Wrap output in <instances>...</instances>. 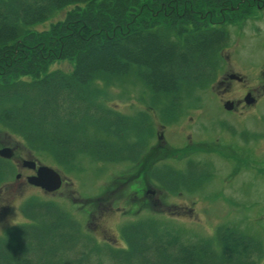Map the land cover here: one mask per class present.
Returning <instances> with one entry per match:
<instances>
[{
    "label": "trees",
    "instance_id": "1",
    "mask_svg": "<svg viewBox=\"0 0 264 264\" xmlns=\"http://www.w3.org/2000/svg\"><path fill=\"white\" fill-rule=\"evenodd\" d=\"M244 2L0 0V122L67 169L78 168L83 155L136 161L154 122L96 100V82L137 81L166 115L178 111L216 77L230 40L221 20ZM64 4L74 7L48 27L35 26ZM67 59L72 70L58 65ZM153 174L176 189L209 173L189 159L185 169L167 164ZM23 210L29 220L0 236V264H264L263 243L238 227L221 225L215 237L189 240L147 216L123 225L127 247L118 248L84 234L53 200L31 197Z\"/></svg>",
    "mask_w": 264,
    "mask_h": 264
},
{
    "label": "rangeland",
    "instance_id": "2",
    "mask_svg": "<svg viewBox=\"0 0 264 264\" xmlns=\"http://www.w3.org/2000/svg\"><path fill=\"white\" fill-rule=\"evenodd\" d=\"M241 1H245L244 9L233 3L224 20L214 18L228 22L230 32L216 77L197 88L191 99L186 98L181 109L168 113L171 118L160 104H153L151 92L137 81L96 82L100 86L99 93H93L96 100L134 120L143 112L154 122L155 131L136 161L83 155L78 168L67 169L48 151L29 148L23 136L0 122V148L15 146L16 158L35 160L36 168L51 165L63 175L60 187L48 190L29 181L28 175L36 173L34 167L2 157L0 236L29 220L23 203L36 197L55 201L79 220L78 228L84 234L118 248L127 247L122 226L147 216L177 228L189 240L215 237L219 226L225 225L240 228L264 245V1ZM72 7L74 4H64L35 26H50ZM74 64L67 59L58 65L72 70ZM234 72L243 75L258 94L256 106L243 110L225 106L244 91L242 82L231 80L229 74ZM229 80L233 89L227 92ZM248 94L251 97L247 93L246 101ZM189 159L201 163L209 173L195 185L169 189L153 174L155 168L167 164L185 169ZM97 262L94 258L92 264Z\"/></svg>",
    "mask_w": 264,
    "mask_h": 264
},
{
    "label": "water",
    "instance_id": "3",
    "mask_svg": "<svg viewBox=\"0 0 264 264\" xmlns=\"http://www.w3.org/2000/svg\"><path fill=\"white\" fill-rule=\"evenodd\" d=\"M247 101L252 102L254 101L253 97L247 96ZM225 106L231 108L233 103L231 101H227ZM0 154L3 156H12L13 155V148L10 146H5L0 148ZM25 164H28L32 167L36 166V162L34 160H25ZM29 181L41 185L48 190H55L62 184V175L61 173L55 169L54 167L46 164H42L37 168V172L33 175L29 176Z\"/></svg>",
    "mask_w": 264,
    "mask_h": 264
},
{
    "label": "flooded vegetation",
    "instance_id": "4",
    "mask_svg": "<svg viewBox=\"0 0 264 264\" xmlns=\"http://www.w3.org/2000/svg\"><path fill=\"white\" fill-rule=\"evenodd\" d=\"M261 5V4H260ZM229 76L231 77V80H234V79H236V80H239L240 82H242L244 85L242 86V87H244L243 89H244V91H243V94L241 95V96H239V97H237V99L236 100H234V101H231L232 103H233V109H244V108H251V107H253L255 104H256V102H257V98H258V94L257 93H255L254 92V90H253V88L250 86V85H248V84H246V82H245V77L243 76V75H241V74H239V73H230L229 74ZM231 80H229V82L226 84V86H230L228 89H227V92L228 91H230V90H232L233 89V86H232V81ZM246 86V87H245ZM239 90L240 89H238V92H239ZM247 93H250V95H251V97H253V99H255L254 101H252L251 103H249L248 101H246V99H245V95L247 94ZM229 99V98H228ZM257 105V104H256ZM255 105V106H256ZM14 156H13V158H12V160H14V162L16 163V164H19L20 162H23V158L25 157V156H22V157H19V158H16V147L14 146ZM36 170V169H35ZM18 178H21V176H22V174H21V171L20 172H18Z\"/></svg>",
    "mask_w": 264,
    "mask_h": 264
}]
</instances>
